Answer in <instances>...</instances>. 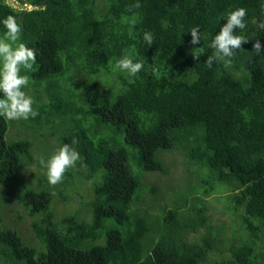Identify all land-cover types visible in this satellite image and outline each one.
<instances>
[{"label": "trees", "instance_id": "trees-1", "mask_svg": "<svg viewBox=\"0 0 264 264\" xmlns=\"http://www.w3.org/2000/svg\"><path fill=\"white\" fill-rule=\"evenodd\" d=\"M15 1L0 0V35L13 15L36 50L23 90L39 115L0 117V264H264V52L252 51L264 0ZM241 7L235 34L249 42L209 68ZM124 54L143 62L135 76L113 70ZM73 138L80 160L52 186L33 154L47 160ZM176 153L175 177L164 155ZM212 193L230 227L213 222ZM26 215L30 239L16 226Z\"/></svg>", "mask_w": 264, "mask_h": 264}, {"label": "clouds", "instance_id": "clouds-1", "mask_svg": "<svg viewBox=\"0 0 264 264\" xmlns=\"http://www.w3.org/2000/svg\"><path fill=\"white\" fill-rule=\"evenodd\" d=\"M17 3V2H16ZM18 4L14 5L17 6ZM27 8L31 5H25ZM33 7V6H31ZM142 5L139 0L133 5L127 7L128 11L139 9ZM29 9V8H28ZM264 10V9H262ZM247 10L243 7L229 11L226 14V23H224L219 32L215 35L209 47L214 50L212 55L207 57L206 64L209 68L213 67L214 63L223 62L225 67L232 63L236 50L242 48V45L247 44L249 40L235 34L237 29H246ZM6 31L0 35V117L6 120H28L39 115L38 110L33 108V98L28 96L23 90L29 85L30 77L24 72H30L36 63V50L28 47L21 41L22 28L17 22L16 17L8 15L2 21ZM135 18L131 20L134 27ZM259 27L264 29V22H261ZM192 45L200 44L199 27H193L190 31ZM129 35H132V29H129ZM143 40L151 45L154 41L153 33L145 31ZM197 53H202L203 48L198 47ZM252 51L257 55L264 52V44L260 40H256L253 44ZM199 58V54L194 55ZM144 68L143 62H134L128 54L122 55L117 60L113 70H120L135 76ZM153 74L158 75V70L153 68ZM78 144V140L73 138L71 144L64 143L57 151L47 160L44 157H37L42 167L47 169V180L50 185L55 186L62 182L65 172L72 167H75L80 160V154L74 147ZM91 184L92 181H89Z\"/></svg>", "mask_w": 264, "mask_h": 264}, {"label": "rangeland", "instance_id": "rangeland-1", "mask_svg": "<svg viewBox=\"0 0 264 264\" xmlns=\"http://www.w3.org/2000/svg\"><path fill=\"white\" fill-rule=\"evenodd\" d=\"M10 4H13V5H16V1L15 0H7ZM24 72V71H23ZM24 74L27 75V72H24ZM30 82H32L31 78H30ZM30 82H29V85L27 87L24 88L27 89L30 86ZM27 95H29V92H26ZM8 131L10 133H15L14 132V129H11V127L8 129ZM6 139H7V133H6ZM53 142V140H51ZM36 154H33V158H35L37 155L39 156H42L44 155V157L46 156V152H43V151H36L34 152ZM165 159L168 161V160H173L174 162V165H171L170 167V172L173 176H178L180 174V170L182 169L181 167H179L178 165V155L176 153V155H170V154H165ZM44 168V167H43ZM45 169V168H44ZM38 167L34 164V163H31L30 166H28V168L24 169L23 171H21L20 175L23 176V175H26V176H29V177H32L33 176V173L36 171H38ZM35 172V173H36ZM171 174H168L167 177H169ZM161 176V175H160ZM28 177V178H29ZM30 181V179H29ZM218 195V193H212L210 194L209 196L205 197L206 201L208 200L207 204H208V212L213 220V222H221V221H225L224 224H226V226L230 227L229 226V222L231 221V214L224 210V205L222 203V201L216 197ZM92 196V194H91ZM144 196H142L143 198ZM147 201V196L145 198L142 199V201L140 202V204L143 206L144 205V202ZM62 203V202H61ZM139 204V205H140ZM67 205L66 204H62L61 207H66ZM18 207H20V205H18ZM60 207V208H61ZM18 228H19V231H22L24 236L27 238V239H30V233H29V216H25L23 220H19L17 222V225H16Z\"/></svg>", "mask_w": 264, "mask_h": 264}, {"label": "water", "instance_id": "water-1", "mask_svg": "<svg viewBox=\"0 0 264 264\" xmlns=\"http://www.w3.org/2000/svg\"><path fill=\"white\" fill-rule=\"evenodd\" d=\"M28 8H29V10H31V9H32V7H31V6H29Z\"/></svg>", "mask_w": 264, "mask_h": 264}]
</instances>
